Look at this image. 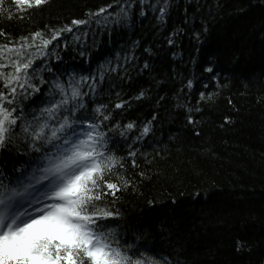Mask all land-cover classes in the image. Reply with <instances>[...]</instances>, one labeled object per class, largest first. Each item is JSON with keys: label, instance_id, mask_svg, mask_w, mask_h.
<instances>
[{"label": "snow or ice", "instance_id": "6c2138e0", "mask_svg": "<svg viewBox=\"0 0 264 264\" xmlns=\"http://www.w3.org/2000/svg\"><path fill=\"white\" fill-rule=\"evenodd\" d=\"M49 2L15 0L24 11ZM173 5L174 0H111L88 9L84 18L45 25L20 36L19 42L0 44V264H205L199 250L188 251L181 239L154 257H145L140 246L122 239L119 226L124 214L117 204L125 192L153 178L143 165L154 162L156 150L147 153L137 145L155 137L160 121L157 112L143 123H125L124 111L134 101L147 99L148 90L124 99L115 89L131 79L129 69L141 58L136 50L150 58L152 49L134 40L127 50L121 46L112 57L96 58L101 36L115 43L119 29L131 26L137 15L146 17L148 11L158 13L155 19L163 24ZM7 18H12L10 13ZM186 27L173 30L167 44L174 45ZM208 31L207 23L193 31L197 44ZM0 37L8 39L9 34L0 29ZM189 62L196 65L197 58ZM213 64L204 71L214 73ZM146 70L151 71L150 59L138 69ZM213 79L219 84L215 74ZM194 81L195 77L187 79L178 99ZM215 95L201 91L199 100ZM258 99L264 102V96ZM166 100L160 96L155 103ZM177 107L187 108V125L195 131L194 113L201 109ZM164 232L171 233V227L162 229L161 235ZM245 247L246 242H236V251Z\"/></svg>", "mask_w": 264, "mask_h": 264}, {"label": "trees", "instance_id": "16d2710c", "mask_svg": "<svg viewBox=\"0 0 264 264\" xmlns=\"http://www.w3.org/2000/svg\"><path fill=\"white\" fill-rule=\"evenodd\" d=\"M110 2L50 0L46 6L24 11L15 0H4L0 29L9 37H0V44L19 42L20 36L45 25L84 18L88 9ZM156 16L151 11L146 17L135 16L131 26L118 30L115 43L101 36L96 54L97 60L112 57L121 46L130 48L134 40L152 49L150 58L136 50L141 58L129 69L131 79L115 89L124 99L148 90L147 99L134 101L124 111L125 123H143L157 112L160 121L155 137L137 145L147 153L156 150L154 162L143 165L153 178L125 192L117 204L124 214L121 237L140 246L145 257H154L181 239L188 251L199 250L205 264H264V102L258 99L264 96V0H174L163 24ZM202 23L209 31L197 44L192 33ZM185 24L175 44H167L173 30ZM192 57L197 58L196 65L189 62ZM144 59H150L151 71L139 72ZM65 60L80 63L67 56ZM210 64L214 73L204 71ZM193 77L194 87L178 99L177 92ZM201 91L216 95L200 101ZM160 96H167L162 105L155 103ZM177 104L201 109L194 113L195 131L187 125V108ZM150 200L155 203L149 204ZM169 226L171 233L161 235ZM241 240L246 247L236 251Z\"/></svg>", "mask_w": 264, "mask_h": 264}]
</instances>
